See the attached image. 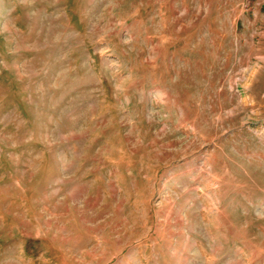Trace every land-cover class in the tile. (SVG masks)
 Returning a JSON list of instances; mask_svg holds the SVG:
<instances>
[{"label": "rangeland", "instance_id": "1", "mask_svg": "<svg viewBox=\"0 0 264 264\" xmlns=\"http://www.w3.org/2000/svg\"><path fill=\"white\" fill-rule=\"evenodd\" d=\"M0 264H264V0H0Z\"/></svg>", "mask_w": 264, "mask_h": 264}]
</instances>
